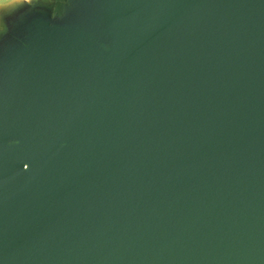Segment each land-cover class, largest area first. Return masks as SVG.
Listing matches in <instances>:
<instances>
[{
    "label": "water",
    "instance_id": "1",
    "mask_svg": "<svg viewBox=\"0 0 264 264\" xmlns=\"http://www.w3.org/2000/svg\"><path fill=\"white\" fill-rule=\"evenodd\" d=\"M0 264H264V0L0 1Z\"/></svg>",
    "mask_w": 264,
    "mask_h": 264
},
{
    "label": "rangeland",
    "instance_id": "2",
    "mask_svg": "<svg viewBox=\"0 0 264 264\" xmlns=\"http://www.w3.org/2000/svg\"><path fill=\"white\" fill-rule=\"evenodd\" d=\"M0 1H5V0H0Z\"/></svg>",
    "mask_w": 264,
    "mask_h": 264
}]
</instances>
